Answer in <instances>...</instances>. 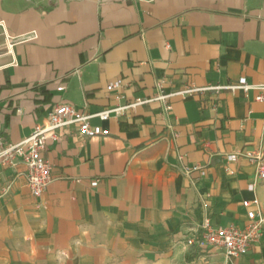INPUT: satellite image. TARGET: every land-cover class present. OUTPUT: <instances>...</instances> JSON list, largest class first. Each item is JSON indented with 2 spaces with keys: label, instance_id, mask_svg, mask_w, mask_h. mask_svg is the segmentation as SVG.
<instances>
[{
  "label": "crops",
  "instance_id": "0c3cea01",
  "mask_svg": "<svg viewBox=\"0 0 264 264\" xmlns=\"http://www.w3.org/2000/svg\"><path fill=\"white\" fill-rule=\"evenodd\" d=\"M33 32L10 48L6 36ZM242 78L264 82V0H0V132L10 143L61 103L96 113L153 99L161 82L176 94ZM118 79L121 101L106 91ZM256 95H175L170 112L152 101L92 119L104 137L62 130L42 153L53 181L39 198L15 171L0 172V264H264V234L239 259L187 244L206 221L244 226L243 201L264 204L258 164L240 156L264 150ZM194 166L203 169L182 173Z\"/></svg>",
  "mask_w": 264,
  "mask_h": 264
},
{
  "label": "built area",
  "instance_id": "2783aa9c",
  "mask_svg": "<svg viewBox=\"0 0 264 264\" xmlns=\"http://www.w3.org/2000/svg\"><path fill=\"white\" fill-rule=\"evenodd\" d=\"M36 33L32 37L24 36L13 40L6 36L8 42H23L35 39ZM10 44V48L14 46ZM125 87L123 79H118L106 87L107 94L114 96L117 101L124 97L122 90ZM64 87L58 88L62 91ZM205 90H242L246 96L251 90L256 91L255 101L264 103V82L259 84H250L245 78L239 80L237 84L228 86H210L208 88H190L176 94L167 93L164 90L163 82L157 85V95L153 99H136L134 102L109 108L96 113H87L78 109L74 105L61 103L53 107L48 114L45 123L37 124L33 132L18 143H10L5 140L0 132V172L3 170H13L15 178H22L29 188L32 196L39 198L53 181L51 174L52 167L50 163L42 156L49 141L58 142L61 137V131L70 127H76L79 136L83 139L94 137H104L109 131L103 130L100 126H93L91 120L98 118L101 121H107L112 115L120 117L135 110L138 106L152 101L161 102L166 112L172 110L168 100L175 95H191ZM19 114L23 111L18 110ZM249 158L252 162L258 164L259 178L264 180V150L259 149L253 153L240 154V156ZM229 160H235L236 155H230ZM19 168H22L19 171ZM201 166L192 168H182V173L189 175L194 171L202 170ZM13 180L5 187L4 192H9ZM96 185V182L93 183ZM251 189L255 185L250 186ZM242 205L247 209L248 222L244 226L231 224L230 226H212L208 221L205 222L203 232L188 239L187 244L191 247H197L206 252L218 251L226 259H239L246 256L251 247L259 243L264 234V204L255 198L251 201H243Z\"/></svg>",
  "mask_w": 264,
  "mask_h": 264
}]
</instances>
